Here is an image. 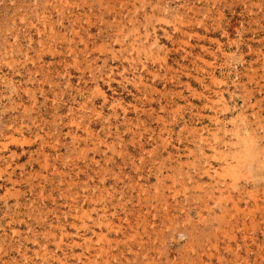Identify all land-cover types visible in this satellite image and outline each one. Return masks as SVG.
<instances>
[{
  "label": "rangeland",
  "instance_id": "374dc122",
  "mask_svg": "<svg viewBox=\"0 0 264 264\" xmlns=\"http://www.w3.org/2000/svg\"><path fill=\"white\" fill-rule=\"evenodd\" d=\"M0 264H264V0H0Z\"/></svg>",
  "mask_w": 264,
  "mask_h": 264
},
{
  "label": "bare ground",
  "instance_id": "6f19581e",
  "mask_svg": "<svg viewBox=\"0 0 264 264\" xmlns=\"http://www.w3.org/2000/svg\"><path fill=\"white\" fill-rule=\"evenodd\" d=\"M218 174V173H217ZM254 199H255V197H254ZM102 219V218H101ZM103 220V219H102ZM107 222V221H106Z\"/></svg>",
  "mask_w": 264,
  "mask_h": 264
}]
</instances>
